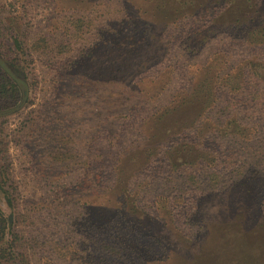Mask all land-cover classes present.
<instances>
[{"label":"rangeland","instance_id":"374dc122","mask_svg":"<svg viewBox=\"0 0 264 264\" xmlns=\"http://www.w3.org/2000/svg\"><path fill=\"white\" fill-rule=\"evenodd\" d=\"M1 83L0 264H264V0H0Z\"/></svg>","mask_w":264,"mask_h":264},{"label":"trees","instance_id":"16d2710c","mask_svg":"<svg viewBox=\"0 0 264 264\" xmlns=\"http://www.w3.org/2000/svg\"><path fill=\"white\" fill-rule=\"evenodd\" d=\"M5 81H7V80H5ZM12 88L11 89H6L5 88V84L4 83H1L0 84V92L2 93V94H6V93H8V92H15V91H17V87L15 86V85H10ZM11 90V91H10ZM2 220V214H1V211H0V221Z\"/></svg>","mask_w":264,"mask_h":264}]
</instances>
